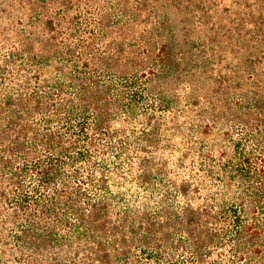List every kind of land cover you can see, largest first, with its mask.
Returning <instances> with one entry per match:
<instances>
[{"label":"trees","instance_id":"trees-1","mask_svg":"<svg viewBox=\"0 0 264 264\" xmlns=\"http://www.w3.org/2000/svg\"><path fill=\"white\" fill-rule=\"evenodd\" d=\"M0 264H264V0H0Z\"/></svg>","mask_w":264,"mask_h":264}]
</instances>
